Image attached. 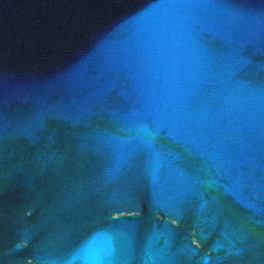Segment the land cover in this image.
Here are the masks:
<instances>
[{"label":"water","instance_id":"1","mask_svg":"<svg viewBox=\"0 0 264 264\" xmlns=\"http://www.w3.org/2000/svg\"><path fill=\"white\" fill-rule=\"evenodd\" d=\"M0 127V264H264V0H0Z\"/></svg>","mask_w":264,"mask_h":264},{"label":"snow or ice","instance_id":"2","mask_svg":"<svg viewBox=\"0 0 264 264\" xmlns=\"http://www.w3.org/2000/svg\"><path fill=\"white\" fill-rule=\"evenodd\" d=\"M2 132H3V128L0 127V134H2ZM109 219H111V217H109ZM191 251L193 252V254L195 253V249H192Z\"/></svg>","mask_w":264,"mask_h":264}]
</instances>
